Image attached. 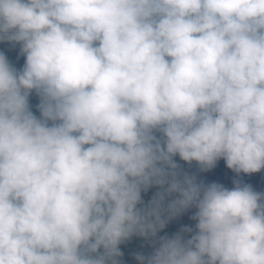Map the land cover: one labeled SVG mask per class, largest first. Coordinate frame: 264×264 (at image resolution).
I'll use <instances>...</instances> for the list:
<instances>
[{"label": "clouds", "instance_id": "9594fccd", "mask_svg": "<svg viewBox=\"0 0 264 264\" xmlns=\"http://www.w3.org/2000/svg\"><path fill=\"white\" fill-rule=\"evenodd\" d=\"M0 42V264H119L193 207L140 264H264V193L174 159L264 169V0H0Z\"/></svg>", "mask_w": 264, "mask_h": 264}, {"label": "water", "instance_id": "95a60500", "mask_svg": "<svg viewBox=\"0 0 264 264\" xmlns=\"http://www.w3.org/2000/svg\"><path fill=\"white\" fill-rule=\"evenodd\" d=\"M179 166L182 172L190 176H195L197 183L203 182L205 185L218 183L228 189H232L235 186L233 181L239 180L242 184L251 185L254 191L264 193V169L257 173H240L237 175L231 169L226 167L223 159L218 160L216 166L209 171H201L195 161L188 164L187 162L180 160ZM172 198H175V195L167 199L170 200ZM195 211L196 209L194 207L190 208L182 215L169 221L165 228L157 233L155 238L143 237L137 245L127 250L125 257L120 264H140L136 259L137 254H142L144 256L151 255L154 250L159 247V239L161 237L168 236L171 238L175 234L180 233V230L185 226L195 229L196 221L190 219ZM183 235L185 239L190 238L191 236V234L187 233Z\"/></svg>", "mask_w": 264, "mask_h": 264}, {"label": "trees", "instance_id": "16d2710c", "mask_svg": "<svg viewBox=\"0 0 264 264\" xmlns=\"http://www.w3.org/2000/svg\"><path fill=\"white\" fill-rule=\"evenodd\" d=\"M0 52H2L7 57L9 63L13 67H15L18 71L23 68L26 57L20 54L19 44L13 45L8 42H0ZM39 103H40V99L36 95L35 91H33L29 96V105H30V110L37 118L40 117V112L38 109ZM175 161L179 164L180 162L179 156L175 158ZM159 190L160 189L158 187H151L146 193L142 192L141 197H142V200L145 202V204H147L151 200L153 195ZM142 238L143 237L134 235L130 239L122 242L119 245V250L122 253V256L117 258L119 261V264L124 259L127 250L137 245L142 240Z\"/></svg>", "mask_w": 264, "mask_h": 264}, {"label": "rangeland", "instance_id": "374dc122", "mask_svg": "<svg viewBox=\"0 0 264 264\" xmlns=\"http://www.w3.org/2000/svg\"><path fill=\"white\" fill-rule=\"evenodd\" d=\"M176 157H177V156H176ZM176 157H175V158H176ZM175 158H174V159H175Z\"/></svg>", "mask_w": 264, "mask_h": 264}]
</instances>
